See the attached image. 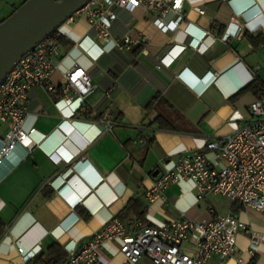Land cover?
Masks as SVG:
<instances>
[{
	"label": "crops",
	"instance_id": "obj_1",
	"mask_svg": "<svg viewBox=\"0 0 264 264\" xmlns=\"http://www.w3.org/2000/svg\"><path fill=\"white\" fill-rule=\"evenodd\" d=\"M24 1L0 0V23ZM112 11L116 19L109 29L111 39L128 36L144 40V46L117 50L113 42L104 44L82 15L59 26L62 57L50 76L54 89L35 86L28 92L23 129H35L36 141L47 139L31 150L17 145L0 165V264H22L21 257L39 247L23 263L35 264L54 245L55 253L64 256L63 264L68 257L65 245L79 246L112 218L133 232L139 224L157 227L181 216L208 221L230 213L245 226L236 249L226 258L212 256L207 264H264V214L219 195L197 200L189 180L169 185L153 203L145 198L146 190L179 154L202 151L205 140L220 141L249 120L248 107L264 94V0H184L185 22L191 23L197 42L193 45L183 26L172 33L157 30L152 24L155 13L143 8ZM247 17L262 25L222 40ZM172 18L168 15L167 21ZM84 36L104 49L96 62L74 46ZM173 46V53L186 47L168 67H158ZM74 64L86 71L95 90L87 97L89 107L74 118L76 130L65 138L75 146L72 157L55 161L49 152L65 139L56 129L61 118L53 103L64 74ZM185 68L196 78L209 72L214 79L197 93L177 78ZM154 97L161 99L160 109L167 107L172 131L154 121L165 111L146 110ZM104 114L113 121L112 131L96 136L99 126L94 121ZM6 132L7 126L1 124L0 138ZM141 138L146 142L140 143ZM72 176L89 189L70 200L64 185ZM132 199L139 208L122 214ZM253 236L258 240L255 245ZM98 255L101 264H124L116 243L105 244ZM137 264L153 263L142 257Z\"/></svg>",
	"mask_w": 264,
	"mask_h": 264
},
{
	"label": "built area",
	"instance_id": "obj_2",
	"mask_svg": "<svg viewBox=\"0 0 264 264\" xmlns=\"http://www.w3.org/2000/svg\"><path fill=\"white\" fill-rule=\"evenodd\" d=\"M183 1L88 0L64 23L74 22L75 18L86 15L89 28L95 31L98 39L104 44L113 42L117 50H126L137 45L144 46V40H132L128 36L112 40L109 29L116 19L112 8L129 13L143 8L156 14L152 24L157 30L172 33L183 26V32L192 37L189 45H193L195 38L191 23L185 22ZM194 10L203 14L200 8ZM168 15H173L169 21ZM252 20L247 17L245 22H236L233 32L223 36L222 40L236 37L242 30L253 32L262 25L261 21L252 24ZM60 38L58 27L17 60L0 82V125L7 126V132L0 138V165L17 145L31 150L47 139L42 136L38 141L34 140L32 137L36 130H24L23 122L30 89L35 86L48 91L54 89L50 76L62 57ZM74 46L92 62H96L104 53V49L89 36L79 39ZM175 47L159 60L158 67H168L186 46H179V51L173 53ZM195 49L201 50L200 47ZM209 75L207 72L202 78H196L185 68L177 78L199 93L201 85L214 79V75ZM94 90L95 86L81 66L74 64L64 74L59 97L53 103L61 118L56 129L62 133L63 139L76 130L74 118L89 107L87 97ZM248 110L249 120L220 141L207 139L202 151L179 154L173 165L165 168L146 190L148 203L161 199L169 185L189 180L194 186L197 200L208 194L219 195L264 214V94L250 104ZM94 123L99 126L96 136L111 133L113 121L110 116H96ZM139 142L145 143L146 138H141ZM74 149L75 146L67 138L48 156L55 161L69 159ZM72 178L64 185L68 192L65 196L70 200L89 189L82 181ZM241 229H245V226L231 213L208 221H195L181 216L157 227L139 224L133 232L127 231L119 219L112 218L79 246L73 245L68 249V245H65L68 257L63 264H101L98 254L109 243L118 245L124 264H137L142 257L148 258L153 264H207L212 256L226 258L234 253ZM257 242L253 236L252 245ZM18 252L22 253V249H18ZM38 252L39 247H34L29 257H21V263H27Z\"/></svg>",
	"mask_w": 264,
	"mask_h": 264
},
{
	"label": "water",
	"instance_id": "obj_3",
	"mask_svg": "<svg viewBox=\"0 0 264 264\" xmlns=\"http://www.w3.org/2000/svg\"><path fill=\"white\" fill-rule=\"evenodd\" d=\"M88 0H25L0 23V82L15 62Z\"/></svg>",
	"mask_w": 264,
	"mask_h": 264
},
{
	"label": "trees",
	"instance_id": "obj_4",
	"mask_svg": "<svg viewBox=\"0 0 264 264\" xmlns=\"http://www.w3.org/2000/svg\"><path fill=\"white\" fill-rule=\"evenodd\" d=\"M161 103H162L161 99L154 97L148 102L145 108L147 111H150L152 108H156L157 110H160V111H165L164 113L160 112L157 115V117L154 119V121L158 123L161 129L164 128V129L172 131L174 129V125L172 123L171 118L166 112L167 107H165V109H160L159 105ZM137 208H139V203L135 199H132L128 202L122 214H133L134 210H136ZM137 213L140 215H143V211L140 212L138 210ZM0 234H1V230H0ZM55 247H56L55 245L51 246L48 250V256L44 260L37 259L35 264H62V262L64 261V256L60 252L55 253Z\"/></svg>",
	"mask_w": 264,
	"mask_h": 264
},
{
	"label": "rangeland",
	"instance_id": "obj_5",
	"mask_svg": "<svg viewBox=\"0 0 264 264\" xmlns=\"http://www.w3.org/2000/svg\"><path fill=\"white\" fill-rule=\"evenodd\" d=\"M1 13V12H0Z\"/></svg>",
	"mask_w": 264,
	"mask_h": 264
}]
</instances>
